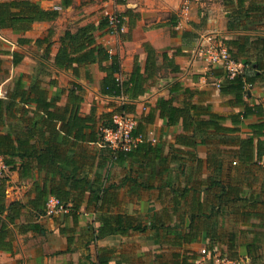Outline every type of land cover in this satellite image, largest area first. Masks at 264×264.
<instances>
[{"label":"crops","instance_id":"1","mask_svg":"<svg viewBox=\"0 0 264 264\" xmlns=\"http://www.w3.org/2000/svg\"><path fill=\"white\" fill-rule=\"evenodd\" d=\"M36 1L44 8L58 9L60 14L54 20L35 21L32 27L25 31L0 26V58L3 61L0 77L1 74L7 73L8 69L11 71L12 68H17L32 54L43 60L49 69L50 75L44 76L43 79L44 84L50 88L51 95L62 92L58 101L60 106L68 102V91L71 81L74 80L83 87L82 115L95 110L99 117L103 112L112 110L114 104L122 102L123 98L102 93L101 82L106 72L101 69L98 61L81 66L79 75H75L71 69L60 68L54 64L53 56L65 31H74L79 26L94 24L97 26V42L120 58L122 78H127L136 65L141 71L145 70L148 56L146 43L158 53V71L145 80L146 91L133 100L137 104V111H142V105H146L148 111L160 97H172L177 106H183L191 99L195 103L211 104L213 111L225 118L222 124L238 128V131L229 133L230 142H221L212 132H198L195 149L197 155L190 156L185 151L179 154L180 159H173L178 146L176 137L183 132V120L168 125L159 111H156L154 121L146 127L157 139L153 142L163 145L162 155H151L146 159L138 156L135 159L126 158L115 162L105 178L108 191L102 207L97 209L91 202L90 196L93 198V195L88 186L83 193L81 190L85 186L81 187L83 203L76 217L72 214H38L30 202L36 195L35 172L24 176L19 166L9 167L6 174L7 202L21 200L24 207L16 223H9L7 240L12 248H0V264H183L185 256H188V262L209 264L210 258L204 257L200 252L209 241L206 229L201 231L203 235L198 241L188 243L180 237L190 223V202L193 197L192 193L188 196L189 192H192L188 187L197 181H202L199 186L205 182L207 174L212 170H205L208 167V157L214 150L222 157L225 168L223 174L229 171V165H237L238 158L235 153L238 150V141L235 137L250 136L251 124L260 121L263 115L252 113L243 117L240 122L232 121L231 115L243 111L244 107L235 105L231 95L222 93L223 76L212 74L204 59L195 50L202 43L219 41L226 45V39H236L243 34L264 36V32L229 26L232 6L238 0H190L186 9V0H72L69 5H64V0ZM108 11H116L123 16L121 32L108 31L107 26L99 27ZM50 28L54 29V45L52 57L45 59L43 47L37 46L35 41L47 35ZM20 37H27L31 42H20ZM261 46L255 43L253 38H249L247 55L257 57ZM13 51L22 54V60L17 65L13 64ZM106 63L107 61H104V64ZM174 65L178 67L177 70ZM245 67L248 74L253 73L254 70L249 64H245ZM51 78H55L57 83L50 84ZM7 81L9 82V77ZM12 85L13 82L7 86L0 82V94L5 95ZM249 89L246 101L250 104L260 103L264 112V84H255ZM103 145L101 139L84 140L76 149L90 153V160L85 163V170H82L88 175L92 184L90 187L99 184L106 172ZM165 155L169 159L165 166H170L160 173L161 158H165ZM199 157L203 159L202 167L205 169L192 174V179L189 178L191 181L186 180L185 175L197 166ZM233 168L230 167V170ZM233 172L230 171L231 174ZM222 178L226 184L228 177L222 175ZM145 182H150V187H146ZM175 185L176 189L188 186V190L182 194L174 193ZM247 191L246 187L244 193L247 194ZM78 193L77 188L71 190V196ZM204 196L205 193L199 191L198 199H203ZM176 199L181 200L177 208L174 205ZM260 206L263 207L261 204ZM232 208L234 207L231 206L229 210ZM237 210L242 211L243 208H234L233 213L223 217V221L228 230H235V240L240 243L239 253L249 260L245 243L247 239L240 233L242 226L233 220L236 214L234 211ZM120 216L128 224H116ZM106 219L114 223L105 225ZM100 226L104 233L94 239V230ZM216 246L226 248L227 245L219 243ZM192 254L197 256L192 258ZM251 264H264V256Z\"/></svg>","mask_w":264,"mask_h":264},{"label":"trees","instance_id":"2","mask_svg":"<svg viewBox=\"0 0 264 264\" xmlns=\"http://www.w3.org/2000/svg\"><path fill=\"white\" fill-rule=\"evenodd\" d=\"M71 2L72 0H64V5H69ZM59 14L58 9L44 8L36 0H0V26L10 27L13 30L25 31L30 29L35 21L54 20ZM121 17L123 21V16ZM104 26L109 27L108 18L105 16L99 27ZM229 26L264 32V0H238L232 6ZM96 28L94 24H86L74 31L67 29L61 36L59 48L53 56L54 64L60 68L71 69L75 75H79L81 66L98 61L101 69L106 72L101 82L102 93L123 98L122 102L114 104L112 110L103 112L99 117L95 110L82 115L83 87L74 80L71 81L68 91V102L60 106L58 101L62 92L51 95L50 88L44 84L43 79L44 76L50 75V72H44L42 67H36L28 77L24 74L18 75L5 95L0 94V157L9 167L19 166L24 176L35 172L36 195L30 202L38 214L46 213L47 199L50 195H55L70 204V210L66 214L76 217L83 203L81 192H86L87 186L93 195V198L90 196L91 202L99 209L108 191L105 178L115 162L126 158L135 159L138 156L146 159L151 155H162L163 145L148 139L139 142L128 151L114 150L103 145L106 172L104 177L102 175L99 184L90 187L92 184L89 182L88 175L82 172L85 170V163L90 160V153L86 150H76L81 142L101 139L103 144L101 127L113 126L112 115L115 111L136 112L137 104L133 100L146 91L145 80L158 71V53L146 43L148 56L145 70L141 71V68L136 65L127 78H121V60L117 54L109 52L106 46L97 42ZM108 31L113 30L109 27ZM53 34L54 29L50 28L47 35L35 41L37 46L43 47L45 59L52 57ZM249 38H253L255 43L262 45L259 47L257 57L247 55ZM19 40L24 43L31 42V39L27 37H20ZM225 43L236 60L244 61L254 70L252 74L244 71L229 77L223 66L217 65L209 69L215 76H223L222 93L231 95L235 105L244 107L243 111L231 115L232 121L240 122L243 117L252 113L263 115V117L260 121L251 124L250 136L235 137L238 141V150L235 153L238 158L237 165H229V171L226 174H223L225 168L222 157L217 150H214L208 157L209 160L207 159L206 169L202 167L203 159L199 157L197 166L185 175L186 180H190V176L197 174L199 170L212 168L201 186L199 183L202 181H197L191 187L187 186L192 189L188 196L192 193L193 197L190 202V223L180 237L188 243L198 241L203 235L201 231L206 229L209 241L205 247L211 251L209 264H214L215 253L231 259L244 258L246 264H251L264 256L262 252L264 249V112L260 103L250 104L246 101L250 91L246 83L264 84V36L243 34L236 39H226ZM243 56L244 58H241ZM21 60L22 54L13 51V64L17 65ZM104 61L107 63L104 64ZM2 64L3 61L0 58V72L3 70ZM174 69L177 70L178 67L174 65ZM56 83L57 80L51 78L50 84ZM185 90L190 91L189 88ZM156 111H159L168 125L175 124L180 119L183 120V132L176 137L178 146L173 159L179 158V154L185 151L190 156L197 155L195 149L198 132H212L220 138L221 142H230L229 133L238 131V128L224 126L222 122L225 118L213 111L211 104H199L189 99L183 106H177L172 97H160L148 111L141 112L135 134L141 133L145 137L148 136L150 131L146 126L154 121ZM99 122L101 127L98 126ZM161 161L160 173H163L170 166H165L169 161L168 156L165 155V158L162 156ZM230 167L234 168L230 170ZM230 171H234L233 174ZM222 175L228 177L226 184L223 183ZM150 185V182H145L146 187ZM163 186L164 184L160 188L162 189ZM7 187L8 176L5 175L0 182V248L3 249L12 248L10 241L7 240L9 223H16L24 207L21 200L7 202ZM81 187L84 188L80 192ZM187 187L176 189L175 185L173 191L182 194L183 191L188 190ZM246 187L247 194L244 193ZM75 188L79 190V193L71 196V190ZM199 191L205 193L203 199H198ZM180 203L181 200L176 199L175 208ZM231 206L235 209L243 208L242 211H234L236 214L233 220L238 221L242 226L240 233L247 239L245 243L249 260L239 253L240 243L235 240V230H228L223 221L226 214L233 213L234 208L229 210ZM123 222V217L120 216L115 223L123 224ZM113 223L111 220H105V225ZM124 224L128 223L124 222ZM103 233L101 226L95 229L94 239ZM219 243H225L226 248L217 247L216 244ZM196 256L197 254H192L190 257ZM187 259L188 256H185L183 264H194Z\"/></svg>","mask_w":264,"mask_h":264},{"label":"built area","instance_id":"3","mask_svg":"<svg viewBox=\"0 0 264 264\" xmlns=\"http://www.w3.org/2000/svg\"><path fill=\"white\" fill-rule=\"evenodd\" d=\"M195 1H208V0H195ZM210 1V0H209ZM190 0H186L184 8H188ZM108 18L109 27L112 28L113 32H121L123 30L122 17L119 12L108 11L105 14ZM195 52L201 56L208 69L213 66H223L226 70L227 76L234 77L237 74H241L245 71V64L236 60L230 53L228 47L219 41H210L207 43L200 44ZM122 78V76H120ZM253 85L246 83V87L250 88ZM146 105H142V111L146 110ZM141 111V112H142ZM141 112H128V111H115L112 115L113 126L101 127L103 144L114 149V150H131L139 142L145 139L156 141V137L149 132L148 136L145 137L143 134H135V129L138 125L139 115ZM9 166L5 164L3 159L0 157V182L2 178L7 174ZM70 210V204L65 203L59 197L50 195L46 202V213L45 215H58L66 214ZM202 254L204 257H211V251L206 247L202 248ZM214 264H246L244 259H231L226 256H220V254H214Z\"/></svg>","mask_w":264,"mask_h":264},{"label":"rangeland","instance_id":"4","mask_svg":"<svg viewBox=\"0 0 264 264\" xmlns=\"http://www.w3.org/2000/svg\"><path fill=\"white\" fill-rule=\"evenodd\" d=\"M36 67L39 68L42 67L44 72L49 71L47 65L44 63L43 60L31 54V56H28L26 59H24V61L21 64H19L17 68H12L11 71L10 69H8L7 73L1 74L0 82L1 84H4V86H7L8 84H11L15 80V78L18 75H20V73H23L26 77H28V75H31L34 72V69ZM8 77H9V82L7 81ZM200 252L202 254V248Z\"/></svg>","mask_w":264,"mask_h":264}]
</instances>
